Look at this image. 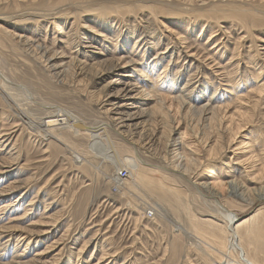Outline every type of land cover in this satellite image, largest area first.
I'll return each mask as SVG.
<instances>
[{
    "label": "bare ground",
    "instance_id": "obj_1",
    "mask_svg": "<svg viewBox=\"0 0 264 264\" xmlns=\"http://www.w3.org/2000/svg\"><path fill=\"white\" fill-rule=\"evenodd\" d=\"M27 1L29 0H21V2L26 4ZM212 2V0H178L177 4L169 9L171 12L168 14L163 12L164 9H162L163 6H161V0H54L53 2L46 0L45 5L43 0H31L24 8L8 12L2 10L3 6H1L0 3V52H4L3 50L6 48L5 44H7V47L9 45L10 47L12 46L13 49L20 52L22 60L32 65L35 64V67L39 69L41 68V70L47 74L50 81L54 82L57 86H66L69 91L76 90L81 92L83 89L84 93H81L83 95L89 93V97L93 95H90L92 92L88 91L86 85L93 70L94 77L100 76V78L104 77V75H102L104 73H114V76H112L106 83V91L103 95L102 103L99 102L100 104H98L99 109H101L102 113L106 116V121L102 120L95 123H88L72 109H68L67 107H63L54 102H52L54 104L51 102H41V100H38L35 97L34 93L25 85V83H20V81L19 83L15 82L14 80L16 79L13 80L5 72L4 67L1 64L0 100L5 103L4 106L11 111H14L15 116L19 117L22 123L31 127L38 136H42L43 138L46 137L48 140L54 138L66 145H70L65 135L66 131L71 132L76 136H86L90 139L85 151L86 156L87 154L90 156L95 145H99V142L103 143L108 152L107 154L114 159L116 168L118 167V171L111 177L112 187H115L116 192L118 193L122 191L126 193V189H128V191L138 192L146 196V198H150V195L159 191L163 194L169 192L174 196L177 204H179L181 208H189L188 203H183L180 190L175 188L176 186H173L174 183H169L168 181L170 179L179 182L182 179L187 180L196 188L197 195L206 203H210L214 206L217 213L224 219V225L218 226L215 224L214 226V223L217 222L216 220H213L214 216H211L212 218L209 219L208 224L209 227H213V230L210 233L204 226H197L196 224L194 228L192 227L196 233H189L192 240L199 243L204 242L208 246L212 245V243L219 245L217 252L220 255V260H216L217 264H232L231 260L227 259L232 254L238 264H261L252 252H258V245L264 247V144L259 151L260 154L255 155L252 150L253 145H250L251 149L248 148L250 146L247 145V139L245 140L246 135L244 136L243 134L250 129V127L247 129L251 122L249 120L248 111L251 110L252 106L264 107V76L262 77V74L264 73V64H256V66H254L257 67L258 65V70L256 69L257 71H255L257 72V74H255L256 77L253 74L254 71L251 74L255 79H258V83L250 87V89L246 91L247 93L240 94V90L235 88L240 79L239 76L237 77L238 74H236L227 77L226 83L229 85L227 86V89H225V92L223 91L225 94H222V92L220 97H215L216 91L218 90L215 86L216 80L215 82L210 80L209 78L211 77L205 74L204 78V75L202 74L201 79H196L198 76L193 77L191 74H188L192 72L190 68H187L188 70L186 71V74H188L187 78L184 75L185 78L182 76L178 77L183 65L177 63L178 68L175 69L176 73H172L173 70L169 68L171 59L173 58L172 55L175 53L174 48H166L160 52L161 49L158 45L161 40V33H150L149 36L155 41V43L153 41V44H150L146 38L147 36H142L145 31L142 30L140 32L138 30V26L141 23L140 20L144 19L142 17L146 13H148L153 19L158 18L161 14L167 15L165 16V19L169 27L175 26L176 28H182V24L185 23L186 25L188 24L187 26H190L189 21H192L194 24L199 22L202 23L203 21L205 25H208V27L210 26L212 29L213 26L219 25V20L222 17H234V19L242 23L243 28L250 29L254 24H250L251 26L247 27V24L249 23H247V20H249V17L252 18L253 16V23H258L259 21L264 22V18L259 17V13L257 12L255 16L246 15L251 10L248 9V7H243L244 5L241 6L236 4L234 1L226 2V4L222 2L214 4ZM82 14L83 17H81ZM84 17H86L87 20L92 21V25H88L90 32H83V35L78 32L80 36H75V33H72L71 35H68L66 40H61V42L65 41L66 45H69V47L67 46L66 48H69L70 51L72 49L74 50L69 56L67 55L69 51H66L65 48H62V51L59 52L57 49L51 48L44 41H39L38 36L40 35H32V32L35 33V31L38 30V21L44 20L45 18H57L60 22L61 20L64 22L67 21V19L74 18V22H76L78 19L83 20ZM237 17H243V19H238ZM150 22L152 24V21ZM48 23H53V20H50ZM29 24L31 26H29ZM94 24L100 25L101 29L108 27V30H110L108 32H113L114 34L115 31H119L117 32V38L115 37V44H112L114 50H110L107 47H98L96 39L101 36L97 33L100 29H96L97 27L95 28ZM114 26H117L116 29L113 28ZM125 27H128V32L124 34L126 40L129 41L132 36V39H136L134 41V47H137V45L140 47L143 46V51L140 53L141 56H137L138 58L132 54L133 52L128 50L130 45L125 39L123 42L121 41V47L117 50L118 45L116 44V41L119 37L121 38L120 33ZM145 28H148V26H145ZM112 29L114 31H112ZM192 31H195V29ZM244 31H246V29H244ZM135 33H137V35H135ZM96 35L99 36L96 37ZM216 35L217 34H214L213 37ZM102 36L103 37L101 38H103V40H107L106 34ZM181 36L183 37L184 35L182 34ZM101 40H99V42ZM150 51L152 52L151 55L153 53L155 54L153 66L151 65L150 67L148 64H144L147 66V69H145L144 65L140 67L139 65L143 63L146 53ZM58 53L61 55L59 56L61 59H59ZM159 53L161 54L162 59H164V56L169 57V59L163 66V70H161L162 72L160 71L161 74H159L157 78L155 77V79H152L154 75L153 69L159 60ZM166 53L169 54L166 55ZM192 55L193 54H191V56ZM196 56H198V54H195L191 59V65L194 63L196 64V62L199 61L198 65L196 64L197 70H195L197 74L198 68L200 69V67L203 66H200L201 58L198 60V57ZM63 57L68 58V60H65ZM192 60L194 62H192ZM106 61H110L111 64L107 65ZM216 64L219 63L217 62ZM136 69L139 71L138 74H134ZM168 70H170L169 73ZM222 70L223 69H221V71ZM212 71L213 70H211V72ZM214 72L216 71L214 70ZM215 75L217 77L218 74ZM252 76H249V80L253 78ZM144 78H147V82L143 81ZM202 78L204 80H202ZM158 81H161V85L158 84L157 86L155 84H157ZM149 82H154V85L152 86L151 83L150 85ZM198 83L199 85L197 86ZM71 86H75L77 89H73ZM212 88L214 89L212 95L204 98L207 95L206 92ZM193 91H198V93L192 95ZM121 99H124V101ZM31 104H37L39 108L42 107L44 110L47 109L48 111V115L42 118V121H39V123H36L27 115L29 113L31 114ZM151 104H153L152 107H150ZM233 104L238 110L229 114V109ZM173 111L177 114H172ZM183 117H191V121L189 123L186 121L185 123L187 129H185V132L186 134L188 133L187 135L189 136H194H192L194 138L193 144L185 143L182 138L183 131H181L182 126L180 125ZM15 122L16 121L13 123ZM174 122H177L176 124L178 125L175 126ZM110 128L121 135L122 139L127 141L124 143L132 149V154L124 155L125 153H122L121 145L119 146L116 144V141L114 142ZM7 135V138H5L6 134L0 131V155H9L8 161H0V180L1 178L10 175L11 172L14 173L12 167L18 159L17 157L12 158L14 152H11L12 147L10 146L12 144L11 136L14 134L9 132ZM6 141H9V143H5ZM74 145L76 146V144ZM199 147H203L206 150L207 161H205L207 165L210 164L211 160L222 158L221 163L226 165V167L235 163L238 164V168L234 165L231 167L232 169L230 168L227 171L228 176L225 178H222V176L221 178H218L219 170L216 168L213 169L214 166L206 167L203 156L197 154ZM141 149L154 158L159 157L161 162L157 164L145 160L142 157ZM230 149H232L234 155L233 157L231 156L230 161H228L225 160L228 158V156L225 155V151ZM73 154L75 158L77 157L75 160L77 165L82 166L91 163L90 159L86 156L79 155L80 153L77 155L75 153ZM232 161L234 163H232ZM124 168H127L128 171L126 170L127 174L122 175L121 171H124ZM206 169L210 171L209 175L195 178L194 175L196 172L199 173L200 171H203L199 175H204V171L207 172ZM157 174L159 176H156ZM10 186H12V184ZM234 203H239L244 207L250 206V209L254 208L252 209L253 213L239 220L237 218L238 213L230 206ZM142 205L143 203L138 206L139 208L141 206V208L145 210V207ZM129 206H131V204ZM147 207V211H152L153 215H156L155 211L157 212V210L155 207H149V204ZM162 208L164 211V207ZM147 217L149 216L147 215ZM34 223H36V225L40 223L41 225V222L39 221ZM174 223L177 225L176 222ZM43 225L50 226H47L46 228H38L40 231H47L43 233L51 231L50 228L52 227V224L46 222ZM210 234L212 235V243H207V241L205 242L203 235L209 236ZM24 235H26V233ZM30 240L25 246L14 245L17 253L21 249L22 251L19 254L13 253L11 255L13 258L12 262L5 264H52L55 262V259L53 258V262L52 260L43 261L41 257L42 255L38 257L37 260H35L36 258L27 260L25 253L27 246L30 244ZM8 245L9 244H6L5 242L1 247L5 246L6 248ZM52 246H55V244L51 246L49 244V247ZM5 248H3V250ZM3 256L5 255H0V257Z\"/></svg>",
    "mask_w": 264,
    "mask_h": 264
},
{
    "label": "rangeland",
    "instance_id": "obj_2",
    "mask_svg": "<svg viewBox=\"0 0 264 264\" xmlns=\"http://www.w3.org/2000/svg\"><path fill=\"white\" fill-rule=\"evenodd\" d=\"M30 1L31 0L27 1V4ZM50 1L53 2L54 0ZM212 1L214 4H218L220 2L226 4V2L228 3L229 1H234L236 4L241 6L244 5L243 7H248V9L251 10L246 15L255 16L257 12L259 13V15L257 14L259 17L264 18V0ZM45 2L46 0H43L44 5ZM177 2L178 0H161V6H163L162 9H164L163 12L165 14L171 12L169 9L175 6ZM0 3L1 6H3L2 10L6 12L22 9L27 5L26 3L21 2V0H0ZM165 16L167 15L161 14L158 18L153 19L148 13L144 14L142 17L144 19L140 20L141 23L138 26V30L140 32L143 30L147 33L146 34L144 32L142 36H147L146 38L150 44H153L154 39H151L149 34L153 32H156V34L161 33V40L158 45L161 49L160 52L166 48H174L175 53L173 52V58L171 59V63L169 65V68L173 70L172 73H176L175 69L178 68V64H182L183 66L181 68V72L178 74V77L185 76L187 78L188 74H191L193 77L198 76L196 79H201L202 74L210 76V80L214 82L216 80L215 86L218 88L215 97H220V94L223 91L225 92V89H227V86L229 85L226 83L227 77L231 75L238 74L237 77H240L239 82L235 87L240 90V94L247 93L246 91H248L250 87L258 83V79L254 78V76L256 77L255 74H257L255 71L258 70V65L257 67L254 66H256V64H264V22L259 21L258 23H253V16L252 18L249 17V20H247V23L249 22L247 27L254 24V26L250 29L243 28L242 23L234 19V17H222L220 19L221 21L219 20V25L213 26L212 29L210 26L208 27V25H205L203 21L202 23L199 22L196 24L189 21L190 26H187L188 24L186 25L185 23L182 24V28H176L175 26L169 27ZM81 17H83V14ZM237 18L243 19V17ZM50 20H53V23H48ZM150 21H152V24ZM76 22H74V18L67 19V21L64 22H62V20L61 22L58 21L57 18H45L37 23V29L39 31L37 30L35 33L31 32L33 36L40 35L38 36L39 41H44L51 48L57 49L59 52L62 51V48H65L66 51H69L67 53L69 56L71 55V52H74V50L72 49L70 51L69 48H66L67 46L69 47V45H66L65 41L61 42V40H66L68 35H71L72 33H75V36H80V34L83 35V32H90L88 25H92V21L87 20L86 17H84L83 20L78 19ZM29 26L31 25L29 24ZM145 26H148V28H145ZM94 27H97L96 29H100L97 33L101 36L98 35L100 38H97L98 40L96 39L98 47H107L110 50H114V46L112 44H115L114 42L117 38V32L119 31H115V36L113 32H108L110 31L108 30V27L101 29V26L98 24H94ZM116 27L117 26H114L113 28L116 29ZM194 29L195 31H192ZM244 29H246V31H244ZM112 31L114 30L112 29ZM127 32L128 27H125L120 33L121 38L119 37L117 40L118 42L116 41V44L118 45L117 50L121 47V41L123 42L124 39L126 40L124 34ZM104 34L107 35V40H103V38H101ZM182 34L184 35L183 37L181 36ZM214 34L217 35L213 37ZM135 35H137V33H135ZM98 36L96 35V37ZM131 39L129 41L126 40L130 45L128 50L133 52L132 54L138 58L141 56L140 53L143 51V46L140 47L137 45V47H134V41L136 39ZM99 40L101 41L99 42ZM5 45L6 48H4V52H0V64L13 80L16 79L14 80L15 82L19 83L20 81V83H25L38 100H41V102L58 103L63 107L72 109L88 123L107 120L105 114L102 113L101 109H99L98 104H100L99 102L102 103V98L106 91V83L112 76H114V73H104L102 74L104 77L100 78V76L94 77L93 70L86 87L88 88V91L92 92L90 95H93L94 97H89V93H85L86 95L82 94L84 93L83 89L81 93L76 90L69 91L68 87H64L63 85L57 86L54 82L50 81L47 74L41 70V68L39 69L35 67V64L32 65L25 62L22 60L18 50L13 49L10 45L8 47L7 44ZM151 53V51L146 53L143 63L139 65L140 67L144 64H148L150 67L151 65L153 66L155 54L153 53L151 55ZM168 54L169 53H166V55ZM191 54L193 55L191 56ZM195 54H198V56H196L198 57V60L201 58L200 61L202 63L200 62V66H203L200 67V69L198 68L197 74L195 70H197L196 67L199 61L196 62L197 65L195 63L191 65V59ZM59 56L61 55L58 53V57ZM63 58L68 60L66 57ZM160 58L161 54L159 53V60L157 59L159 62L157 61L153 69L154 75L152 79H155V77L157 78L158 75L161 74L163 66L169 59V57L165 56L163 57L164 59ZM59 59L61 58L59 57ZM192 62L194 61L192 60ZM217 62L219 64H216ZM106 64L110 65L111 62L106 61ZM187 68H190L192 72L186 74V71L188 70ZM145 69H147V66H145ZM221 69L224 71H221ZM170 70H168V73ZM211 70L213 71L211 72ZM214 70L218 73L214 72ZM138 73L139 71L136 69L134 74ZM251 73H253L254 76H252ZM215 74H218L219 76L217 75L216 77ZM249 76H252L253 78L249 80ZM263 76L264 73L262 74V77ZM222 77L225 78L223 79ZM203 78L202 80H204ZM143 81L147 82V78H144ZM158 82L155 85H161V81ZM150 83L152 86L154 85V82H149V84ZM198 85L199 83L197 86ZM71 88L77 89L75 86H71ZM213 90L214 89L212 88L206 92L207 95L204 98L211 96ZM193 92L192 95H196L198 93V91ZM224 92L222 94H225ZM121 100L124 101V99ZM4 105L5 103L0 100V131L6 134L5 138H7V133L9 132L14 134L11 136L12 144L10 146L12 147L11 152H14L15 156H12V158L17 157L18 159L12 167V169H14V173L11 172L10 175L1 178L2 181L0 180V211L2 210L0 212V229L2 228L0 230V255H5L0 257V264L12 262L13 258L11 255L13 253H17L14 245L25 246L30 238V244L27 246L25 253L26 259L32 260L36 258L35 260H37V258L42 255L41 257L43 261L52 260L53 262V259H55V262L52 264H217L216 260H220V255L217 252L219 245L212 243L211 234L209 236L203 235L205 242L207 241V243H212V245L208 246L204 242L199 243L192 240L189 233H196L195 230H193L196 224L197 226H204L210 233L213 230V227H209L208 224L209 219L212 218L211 216H214L213 220H216L217 222L214 223V226L215 224L218 226L224 225V219L217 213L214 206L210 203H206L197 195L196 188L187 180L179 179V182L174 179H170L168 181L169 183H174L173 186H176L175 188L180 190V195L183 198L182 201L183 203H188L189 208H181V206L177 204L174 196L169 192L163 194L159 191L150 195V198H146V196L138 192L128 191V189H126V193L123 191L118 193L116 192L115 187H112L111 181V177L118 171V167L116 168L114 159L107 154L108 152L103 143L99 142V145H95L90 156L88 154L86 156V147L90 142L88 137L83 135L76 136L73 133L66 131L65 135L68 142L72 146L68 144L66 145L65 143L62 144L54 138L48 140L46 137L43 138L42 136H38L37 133L31 129V127L22 123L20 118L15 116L14 111H11ZM152 105L153 104H151L150 107H152ZM30 107L32 110L31 114L29 113L27 115L36 123H39V121H42V118L48 115L47 109L44 110L42 107L39 108L37 104H31ZM229 110L230 114L231 112L238 110V108L233 104ZM175 113L176 112L173 111L172 114ZM248 114L251 122L249 123L250 126L248 125L247 129L249 127L250 129H248L243 135H246L245 140L247 139V145H253L252 150L256 155L260 154L259 151L264 144V107L252 106L251 110L248 111ZM14 121L16 122L13 123ZM186 121L189 123L191 121V117H183V120H181L180 126H182L181 131H183L182 138L185 143L193 144L194 136H189L187 135L188 133L186 134L185 132L187 130L185 127ZM176 123L177 122H174L175 126L178 125ZM110 132L114 138V142L116 141V144L119 146L121 145L120 147L122 153H125L124 155L133 153L132 149L125 145L124 142L127 141L122 139L121 135L113 131L111 128ZM5 143L8 144L9 141H6ZM74 144H76V146ZM248 148L251 149V146ZM232 149L225 151V155L228 156L225 160L230 161L231 156L233 157L234 154ZM141 152L142 157L145 160L157 164L161 162L159 157L154 158L149 153H145L143 149H141ZM73 153L76 155L80 153L79 155L84 157L86 156L90 159L92 164L89 163L82 166L77 165V162H75L77 157L75 158ZM197 154L203 156L206 167L214 166L213 169L216 168L219 170L218 178H221V176L222 178L228 176L227 171L232 166L235 165L236 168H238V164H235L233 161L232 163L234 164L228 166L229 168L226 167V165L221 163L222 158L211 160V165H207V153L203 147H199ZM8 157L9 155L1 154L0 161H8ZM124 169V171L127 170V168ZM127 171L125 174H127ZM201 172L203 171H200L199 173L196 172L194 175L195 178L210 174V171L207 170V172L204 171V175H199ZM156 176L159 175L157 174ZM11 184L12 186H10ZM144 202L147 206L149 204V207L153 206L156 208V215H153L152 211H147L148 207ZM142 203L145 210H143L141 206L140 208L138 206ZM130 204L131 206H129ZM230 206L238 213L237 218L239 220L252 214V209H254H250V206L244 207L239 203H234ZM162 207H164V211ZM146 214L149 217H147ZM36 221L41 222V225L40 223L36 225V223H34ZM46 222L48 224H52V227L50 228L51 231L43 233L47 231H40L38 228H46L47 226H50L43 225ZM174 222H176L177 225H175ZM25 233L26 235H24ZM5 242L6 244H9L6 247L7 249L5 246L1 247ZM49 244L50 246L55 244V246L49 247ZM3 248L5 249L3 250ZM263 249L264 247H260V245H258V252H252L261 264H264ZM21 251L22 249L17 254ZM227 259L231 260L232 264H238V262L235 261L233 254Z\"/></svg>",
    "mask_w": 264,
    "mask_h": 264
},
{
    "label": "built area",
    "instance_id": "obj_3",
    "mask_svg": "<svg viewBox=\"0 0 264 264\" xmlns=\"http://www.w3.org/2000/svg\"><path fill=\"white\" fill-rule=\"evenodd\" d=\"M121 172H122L123 175L126 173V171H121Z\"/></svg>",
    "mask_w": 264,
    "mask_h": 264
}]
</instances>
